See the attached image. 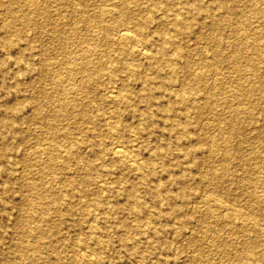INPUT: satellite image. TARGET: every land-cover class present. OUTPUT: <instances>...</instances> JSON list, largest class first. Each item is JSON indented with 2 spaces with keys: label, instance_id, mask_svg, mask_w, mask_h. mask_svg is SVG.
<instances>
[{
  "label": "rangeland",
  "instance_id": "1",
  "mask_svg": "<svg viewBox=\"0 0 264 264\" xmlns=\"http://www.w3.org/2000/svg\"><path fill=\"white\" fill-rule=\"evenodd\" d=\"M5 1L0 0V264H29L27 259L15 255L11 246L18 236L15 219L20 215L26 217L30 206L36 209L30 224L47 228L51 237L57 239L54 248L39 246L38 252L48 260L39 264H88L80 259L83 251L74 242L79 236H87L92 242L96 235L103 241L101 246L95 248L100 260L89 264H226L233 261L232 251L219 254L214 250V243L227 237L239 241L242 232L239 229L234 235L225 232L230 224L222 220L215 223L209 212L218 213L227 207L233 216H237V206L244 204L248 197L241 195L236 199L231 198L219 188L205 184L201 175L209 170L210 165L219 170L225 165V173L233 174L226 185L231 184L234 192L252 188L258 194H264V170L260 165L264 161V146L255 139L240 143L239 138L235 137L228 141L227 124L222 120L229 114L228 105L245 107L249 101H255L258 93L264 92V89L256 90L250 99L237 93V82L253 71L244 60L246 52L242 50L239 57L242 70L236 71L235 64L225 58L219 59L218 70L205 74L204 80L199 83L203 89L196 96L203 97V101L206 96L208 103L196 108L189 98L185 102L174 100L172 89H163L159 85L170 74L163 71L157 75L147 63L162 64L163 59L137 58L127 46L121 53L117 45L98 39L93 50V58H96L90 64L96 66L106 49L107 56L117 58L120 66L112 68L111 64H106L90 90L83 87L79 73H76L75 84L82 87L69 83L64 88L73 105L70 110L82 109L77 118L71 112L59 114L56 118L60 129L68 127L79 138L82 137L80 141L74 137L68 138L73 147L72 154L66 157L67 141L51 139L49 125L41 122L39 116L42 114L37 110L41 108L42 113L56 114V92L51 79L64 74L59 62L81 56L82 50L78 44L69 43L68 40L54 41L38 25L45 19L61 29L73 25L70 17L78 5L77 0H38L37 9L30 8L27 0H16L12 5L13 17L7 12ZM82 1L80 5L85 9L95 10L101 3L111 0ZM204 1L210 4L218 0ZM247 1L230 0L229 3L235 5L234 14L229 20L225 16L215 19L219 39L214 42L222 47V54L227 55L233 42L243 37L241 28L264 25L261 19L253 16V8ZM129 2L133 10L139 9L141 21L149 14L155 18L153 22L146 21L142 30H148L150 39L156 38L155 23L162 14L159 7H150V0ZM163 2L160 0V5ZM175 8L176 4L170 12ZM29 10L33 12L32 24L23 21ZM77 24L82 26L81 30L86 29L83 23ZM191 29L177 43L194 63L195 71H203L205 67L201 58L210 50L204 45L200 29ZM208 30V26L202 29L203 32ZM140 37L136 36V45L140 44ZM252 56L260 61L257 71L262 74L256 78V81H260L264 78V57L257 53ZM133 59L139 63L136 78L130 77L122 66L125 61ZM182 62L179 60L180 64ZM190 72L187 67H179L174 83L180 81L187 87L195 86ZM147 73L153 77V83L148 87L140 81ZM110 80L130 92L126 100H111L107 88L114 83ZM86 101H89V105L85 104ZM170 101L174 102L178 111L175 118L185 121L186 133L174 130L165 120V107ZM186 108L190 112L187 117L181 113ZM104 115H108V118L101 119ZM258 116L255 113L253 119ZM89 117L92 118L91 122ZM81 124L93 127L88 132L80 127ZM111 125H116L114 131L109 130ZM116 135L124 141L126 151L132 154V158L150 163L153 167L145 183L140 182L141 176L130 166L123 170L129 174L128 178L119 182L120 170L110 158V143ZM209 144L215 148L212 154L209 153ZM40 156L42 160H38ZM48 156L54 157L50 164L51 172L40 175V167ZM243 161L246 164L243 165ZM89 163L97 169L90 171V167L80 166ZM86 170L90 172L85 182L81 179ZM26 178L35 179V187L23 186ZM67 179L75 180V184L66 191L63 189L59 207L44 210L54 201L52 197H42L40 194L47 187L59 191ZM102 183L104 189L99 196L90 191L97 190ZM121 183L129 187L135 185V193L140 201L138 217L131 210V198L122 194ZM156 183L161 187L156 189ZM186 183L199 188L186 189L185 195H182V187ZM80 189L86 194L82 198L85 201L76 195ZM100 208V213L95 211ZM44 214L47 218L43 217ZM89 223L98 227L95 233L89 229ZM123 223L135 224L132 227L134 241L123 237L126 230Z\"/></svg>",
  "mask_w": 264,
  "mask_h": 264
},
{
  "label": "bare ground",
  "instance_id": "2",
  "mask_svg": "<svg viewBox=\"0 0 264 264\" xmlns=\"http://www.w3.org/2000/svg\"><path fill=\"white\" fill-rule=\"evenodd\" d=\"M14 1L16 0L5 1L6 10L10 13V17L14 16V7L12 6ZM27 1L30 8H38V0ZM150 1V7H159L162 12L160 15L161 19L157 20L155 23L156 27L154 30L157 32V36L153 39L148 37V30L145 31L142 29L144 28L146 21L153 22L155 18L153 19V17L149 14L143 19V21H141V18L138 17L139 9L137 8V10H133L129 0H119L118 2L116 0H111L110 2H104L101 3L99 8L95 10L85 9L82 5H80L83 1L77 0L78 5L74 7L73 15L70 17L71 21H73V25H69L64 29L56 27L57 24L55 23H48L46 19L39 22L38 26L40 29L50 34L54 41L59 42L60 40H68L69 43L78 44L82 50L81 56H76L66 62H59L62 69H64V74L51 79L50 83L56 92L54 97V101L56 103V114L42 113L41 108H38L37 110L39 114H42V116H39L41 122H46L49 125L51 139L60 140V138H62L63 141H67L68 148L66 150L67 154H65L66 157H69L72 154L73 147L68 138L74 137L76 140L80 141L82 137L79 138L75 132H72L68 127L63 126L60 129L56 123V118L59 114H65L67 112H71L77 118L82 113V109L71 108L73 111L70 110V107L73 105H71V101L67 98L64 88L69 83L75 84V80L77 79L76 73H79L83 87L90 90L94 87V80L106 68V64H111L112 68L120 66L117 58H110L107 56L108 51L106 49H104L101 53V59L98 61L96 66H92L90 64L96 58H93V50L95 49L98 39L100 41L103 39L105 43L117 45L121 50V53L126 50L125 46H127L131 51L130 53L134 54L137 58L150 59L152 57H159L163 59L165 62L164 66V62L162 64H154L150 61L147 63V65L152 68L153 72L157 75H161L163 71L170 74L169 78L167 80L160 81L159 85L163 89L170 90L171 88L174 100L185 102L189 98V102H191V104H193L196 108L204 106L206 102L208 103L206 96H204L205 101L202 100L203 97L199 98L196 96L198 94L197 92L203 89L199 83L204 80L205 74L211 70H218L219 59L225 58H228L233 64H235L236 71L242 70L243 68L241 64L238 63L240 62L239 57L242 50L246 52V55H244L245 62L253 68V71L247 77L244 76V79H240L237 82V93L242 95L245 99H250L251 94L254 91L264 89V78L260 81H256V78L260 77L262 74L260 71H257L259 69L258 66H260V61H257L252 56V54L257 53L258 55L264 57V25L261 27L260 24H255L250 25V28L247 29L241 28L240 30L243 37L233 42L231 50L226 55L222 54V47L214 42V40L219 39V27L215 19L217 16H225V18H228L229 20L234 14L235 5L234 3L230 4V0H218L217 2L210 4L206 3L204 0H177L176 2L175 0H164L161 5L160 0ZM246 3L250 6V8H253V16L257 19H261L264 23V0H248ZM175 4L177 5V8H175L173 12H170L171 7ZM32 13L33 12L31 10L26 11L24 15L25 18L23 19L26 24L33 23ZM78 22L83 23L86 29L81 30L82 26L78 25ZM48 24H52L53 26L46 27ZM207 26L210 28V31L208 30L207 32H203L202 29ZM192 27L200 29V36L204 41V45L210 50L209 54L207 53V55L201 58V63L205 67L203 71H195L193 68L194 63L187 58L184 49L177 43L183 35H188V33L192 31ZM137 35L141 36V42L139 45L134 43ZM179 60H183V62L180 64ZM138 64L137 59H133L125 61L122 66L129 73L130 77L136 78L138 76ZM181 66L187 67V69L191 71L190 73L192 74L193 84L196 83L195 86L187 87L180 81H178L177 84L174 83L176 82L174 80L175 74ZM140 81L144 86L148 87L153 83V77L147 73V75L143 76ZM110 82L114 83L112 80H110ZM75 85L81 86V84ZM114 88H116V90ZM107 91L110 92L109 96L112 101H116L117 98L120 100H126L130 93L125 88H119L118 85H115V83L111 85V88H107ZM85 104L89 105V101H86ZM165 109V120L167 123H169L174 130L176 129V131L180 133H186L187 125L184 123L185 121L181 122L175 118V116H177L176 112L178 111H176L174 102H168ZM182 111L183 112L181 113L185 117H187L190 113L188 108ZM228 112V116L222 118L225 124H227L228 141L235 137L239 138L240 143L242 141L246 142L250 139H255V141L260 142L261 145L264 146V92L258 93L255 101H249L248 105H245V107L228 105ZM255 113L259 114V116L254 120L253 118ZM98 115L99 114H97V116ZM102 117L104 118H100L105 119L108 118V115H104ZM89 119L91 122L92 118L89 117ZM81 125L80 127L82 129L85 128V131L87 130L88 132L91 130V127H93L91 125L86 127ZM115 127L116 125H111L109 130L114 131ZM110 144L112 154L110 156V158H112L111 161L114 162L116 167L120 170L118 172L120 173L118 175L119 182H123L124 179L128 178L129 174L125 172V168L130 166L131 170L141 176L140 182L145 183L148 177L147 174L153 172L151 164L143 161H137L132 158V154L130 155L126 151L124 141L121 140L118 135L114 137V141ZM209 145V153L212 154L215 148L212 144ZM39 159L42 160L41 156L38 160ZM53 159L54 157L48 156L45 159L46 163L43 161L44 164L41 165L39 170L40 175L50 174L52 169L50 168V164ZM131 160L132 162H130ZM224 161L226 160L224 159ZM242 163L243 165L246 164L245 161ZM260 165L264 170V161H261ZM80 166H88L90 167V171L97 169V167L90 163L86 165L81 164ZM226 169L227 167L225 165L220 170L214 167L212 168V165H210L207 168L208 171H204L202 173L201 179L205 184L211 185L216 189L219 188L218 190L231 198L236 199L241 195H244L248 197V199H246L244 204L237 206V216H233V212H231V210L227 207L218 213L209 212V215L215 223L222 220L223 222L230 224L225 232L232 235H234V232L237 229L242 232V239L239 241L235 240L234 237L217 240L214 243V250L219 254L230 251L233 252L234 260L229 261L226 264H263L264 226H262V224H264V194H258L252 188H245L240 192H234V188L231 184L226 185L227 180L233 177V174L225 173ZM90 171L86 170L81 180L86 182ZM110 171L111 169L108 170V172ZM234 177L237 176L234 174ZM34 180L35 179L33 178H26L22 185L28 186V188H33L35 187ZM74 184L75 180L67 179L63 182L59 191L53 187H47L44 189L40 196L52 197L54 201L52 205L45 206L44 210L49 211L51 208L57 209L59 207L58 204L63 199L61 192L73 187ZM102 184L97 190L92 189L90 191L99 196L101 190L104 189V184ZM188 184L186 183L183 185L182 195H185L186 189L193 190L199 188L197 185L191 186ZM121 185L122 194H124L126 198H131V210L136 217H138L140 201L137 199V193H135V185L132 184L130 187L124 183H121ZM155 186L157 189V187H161V184L156 183ZM78 191L79 192H77L76 195L83 200L82 198L86 194L81 189ZM23 204L26 205V201H24ZM35 211L36 209L33 206H30L26 217H22L21 215L16 217L15 226L18 236L11 246L14 254L20 258L27 259L29 264L48 262V260L42 257V254L38 252L39 246L47 245L54 248L57 242V239L51 237L52 234L49 230H47V228L41 225L32 226L30 224L32 219L35 217ZM95 211L100 213L101 208L96 209ZM43 217L47 218L45 214ZM125 225L126 230L125 233H123V237L131 240L132 242L135 240L133 236L134 232L132 230V227H134L135 224L127 223ZM236 226H239V228H236ZM88 227L94 233L98 228L93 223H89ZM102 244L103 241L99 239L97 235L93 237L92 242L88 240L87 236H79L74 242V245L78 246L79 249L83 251L80 259H84L88 264L90 262H97L100 260V256L96 254L97 252L95 248L96 246H101Z\"/></svg>",
  "mask_w": 264,
  "mask_h": 264
}]
</instances>
